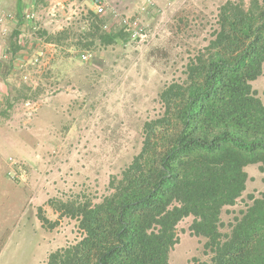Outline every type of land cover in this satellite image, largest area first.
Here are the masks:
<instances>
[{
  "label": "rangeland",
  "instance_id": "1",
  "mask_svg": "<svg viewBox=\"0 0 264 264\" xmlns=\"http://www.w3.org/2000/svg\"><path fill=\"white\" fill-rule=\"evenodd\" d=\"M96 1H38L29 8L34 18L25 19L33 25L27 39L0 54V264H47L81 240L79 223L61 216L57 202L98 203L109 194L112 178L140 152L145 122L163 113L161 91L185 78L190 58L217 29L220 8L240 0H102L103 15ZM92 12L103 30L123 32L120 42L85 47ZM253 88L264 102V75ZM246 172L245 193L222 214L225 232L250 196L264 193L259 165ZM192 222L179 224L170 264L210 260Z\"/></svg>",
  "mask_w": 264,
  "mask_h": 264
},
{
  "label": "trees",
  "instance_id": "2",
  "mask_svg": "<svg viewBox=\"0 0 264 264\" xmlns=\"http://www.w3.org/2000/svg\"><path fill=\"white\" fill-rule=\"evenodd\" d=\"M92 16L86 48L120 42L123 32L103 30ZM184 75L161 91L163 113L145 122L141 150L112 178L109 194L98 203L57 202L83 235L47 264H170L177 228L188 218L211 255L194 264H264V193L250 196L229 231L222 220L247 189L246 168L264 172V102L253 88L264 75V0L226 2ZM39 219L52 228L41 213Z\"/></svg>",
  "mask_w": 264,
  "mask_h": 264
},
{
  "label": "crops",
  "instance_id": "3",
  "mask_svg": "<svg viewBox=\"0 0 264 264\" xmlns=\"http://www.w3.org/2000/svg\"><path fill=\"white\" fill-rule=\"evenodd\" d=\"M38 1L40 0H0V18L5 19L4 15L7 14L15 16L14 22H0V54H12L13 43H16L14 41L21 44L27 39L33 25L32 22L25 21V15L30 12L29 8L39 5Z\"/></svg>",
  "mask_w": 264,
  "mask_h": 264
},
{
  "label": "built area",
  "instance_id": "4",
  "mask_svg": "<svg viewBox=\"0 0 264 264\" xmlns=\"http://www.w3.org/2000/svg\"><path fill=\"white\" fill-rule=\"evenodd\" d=\"M95 12L98 15H103L104 14V12H105V4H104V2L102 0H97L95 2ZM4 16H5L4 18L6 20L3 19V18H0V22H4V21L14 22L15 21V16H13L11 14L4 15ZM32 18H34V16L31 15L30 12L25 15V19L27 21H31ZM43 56H45V53L43 51H40L39 55H38L39 58H37L35 60V63H39L42 60ZM88 59H89V55H84L83 56V60H88Z\"/></svg>",
  "mask_w": 264,
  "mask_h": 264
}]
</instances>
